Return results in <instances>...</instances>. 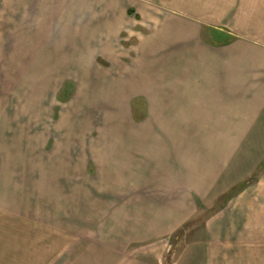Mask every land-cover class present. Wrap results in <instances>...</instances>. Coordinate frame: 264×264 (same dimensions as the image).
Masks as SVG:
<instances>
[{
	"label": "crops",
	"instance_id": "crops-1",
	"mask_svg": "<svg viewBox=\"0 0 264 264\" xmlns=\"http://www.w3.org/2000/svg\"><path fill=\"white\" fill-rule=\"evenodd\" d=\"M18 2L0 0V209L27 201L44 264H264V0ZM69 75L132 100L69 114Z\"/></svg>",
	"mask_w": 264,
	"mask_h": 264
},
{
	"label": "rangeland",
	"instance_id": "rangeland-1",
	"mask_svg": "<svg viewBox=\"0 0 264 264\" xmlns=\"http://www.w3.org/2000/svg\"><path fill=\"white\" fill-rule=\"evenodd\" d=\"M29 1L17 0L18 6L21 9L27 8L24 5ZM121 37L125 41L126 34ZM101 63L105 65L104 62ZM68 77V82L62 86L58 94V101L63 103V108H67L69 114L79 111L78 114L86 118L99 113L105 115L109 114L111 104H113L114 109L118 99L121 98L120 102H126V105L132 100L130 94L127 97L116 94L114 88L112 89L110 86H76L77 79L75 76L69 75ZM1 78L2 76H0V80ZM59 107L61 106H57L58 111ZM73 110H77V112ZM71 126L70 123L69 130L72 129ZM27 206L26 201L17 207L18 209L14 212L16 215L13 218H4L0 209V264H44L45 257L49 261L45 250L51 243V238L45 236L46 232L43 229L36 232V234L33 232L39 227L37 224L31 225ZM9 214L12 216L13 212L9 210ZM5 216L7 217V213H5ZM172 252L173 250L167 252L168 255L164 264H172Z\"/></svg>",
	"mask_w": 264,
	"mask_h": 264
}]
</instances>
